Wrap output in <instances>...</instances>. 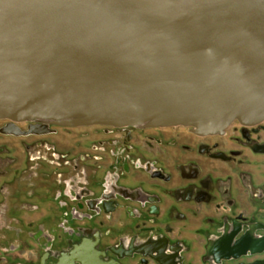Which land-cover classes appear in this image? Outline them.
Wrapping results in <instances>:
<instances>
[{
    "label": "flooded vegetation",
    "instance_id": "af4514ba",
    "mask_svg": "<svg viewBox=\"0 0 264 264\" xmlns=\"http://www.w3.org/2000/svg\"><path fill=\"white\" fill-rule=\"evenodd\" d=\"M75 246L99 264H264V121L0 119V264Z\"/></svg>",
    "mask_w": 264,
    "mask_h": 264
},
{
    "label": "water",
    "instance_id": "95a60500",
    "mask_svg": "<svg viewBox=\"0 0 264 264\" xmlns=\"http://www.w3.org/2000/svg\"><path fill=\"white\" fill-rule=\"evenodd\" d=\"M36 118L259 124L264 0H0V119ZM56 264L99 260L75 246Z\"/></svg>",
    "mask_w": 264,
    "mask_h": 264
}]
</instances>
